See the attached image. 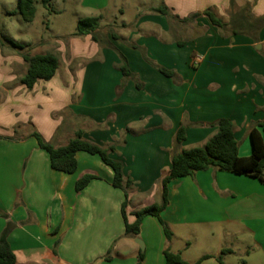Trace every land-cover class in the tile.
Here are the masks:
<instances>
[{"label":"crops","instance_id":"0c3cea01","mask_svg":"<svg viewBox=\"0 0 264 264\" xmlns=\"http://www.w3.org/2000/svg\"><path fill=\"white\" fill-rule=\"evenodd\" d=\"M234 3L264 16V0ZM230 6V0H82L80 19L103 17L97 31L102 43L88 35L52 45L57 73L32 90L20 82L11 86L17 77L0 53V135L14 138L0 142V238L11 224L8 240L16 264H138L141 253V264H166V250L187 264L205 257L202 264H220L227 249L232 253L223 256L224 264H241L252 251L264 254L260 180L215 169L175 179L161 214L172 239L154 216L144 218L138 236L129 237L122 215L125 193L113 186V170L100 157L79 152L76 172L56 171L31 136L36 131L63 147L81 130L91 143L116 144L110 157L122 162L133 182L126 209L130 224L136 212L162 202V180L174 153L206 144L217 121L234 123L239 154L249 157L250 130L264 120V28L256 38L233 35L205 16L182 22L211 9L228 24ZM164 7L178 19L155 11ZM186 25L201 32L181 39L179 30ZM59 55L70 56L64 70ZM195 56L203 58L198 68L191 63ZM122 57L140 89L135 80L122 87ZM78 60L87 62L70 68ZM182 125L187 138L176 148ZM26 128L30 131L23 133ZM86 175L99 178L78 192L76 184ZM243 238L252 245L240 247Z\"/></svg>","mask_w":264,"mask_h":264},{"label":"trees","instance_id":"16d2710c","mask_svg":"<svg viewBox=\"0 0 264 264\" xmlns=\"http://www.w3.org/2000/svg\"><path fill=\"white\" fill-rule=\"evenodd\" d=\"M53 0H41L43 6L48 7ZM38 0H18V13L26 23H32L37 14L36 3ZM231 12L230 21L226 24L221 18L217 17L211 9L202 13H194L188 18L183 19L182 22H194L200 17H207L210 22L222 29L228 30L233 35L246 34L255 35L257 38L258 33L264 28V16L255 17L251 14V7L245 6L238 9L234 0H230ZM159 14L174 17L166 7L155 10ZM103 17H86L80 19L77 24V31L74 36H92L95 42H101L98 37L97 31L100 28ZM1 34V30H0ZM184 42L180 46H184ZM9 46L18 51H23L27 46L19 44L14 40L0 36V47L5 48ZM108 46V45H107ZM23 60L27 66V71L19 80L20 84L32 90L39 81L52 80L59 68V59L54 54L45 55H30L23 54ZM145 59L154 67L164 74L166 77L173 78L174 73L167 69L156 66L154 63ZM119 70L124 76L125 85L127 80H135L138 89L141 85L138 83L137 77L130 71L127 60L122 57V64ZM217 127V132L212 136L206 144L201 147L192 148L190 150H183L179 153H174L172 157V168L170 172L162 180V202L160 204H153L146 208L141 209L135 213L136 221L130 224L127 219L126 209L129 204V189L132 187L133 182L130 178H126L124 174V167L122 162L117 161L110 157V153L116 150V144L101 147L97 144L91 143L84 139L83 131L76 132L75 137L69 141L66 146L56 147L51 142L44 140L42 135L38 132H33L31 135L38 141L39 147L46 151L51 160V166L54 170L67 174L76 172L78 162L76 155L79 152H85L90 155L98 156L102 162L109 166L114 172L113 186L121 189L125 193V201L122 204V215L125 221V234L129 237H136L140 233L142 221L147 216H154L160 220L164 226L168 240L172 239V234L169 231L166 223L163 221L161 214L168 205L169 186L175 179L193 176L197 172L215 169L220 172H225L238 176H248L260 180L264 184V120L254 124L250 130V138L252 143V153L249 157H241L239 154V142L237 141L234 133V123L229 119H221L214 123ZM188 127L182 125L177 131L175 137V147L178 148L186 141ZM14 138H4L0 135V142L3 140H13ZM99 177L93 175H86L80 179L76 184V190L80 192L92 180ZM12 225L8 224L0 238V264H16V255L11 248L8 240L11 232ZM230 249L223 250L221 256L218 258L220 264H224L223 256L231 254ZM144 254L139 256V263L141 264ZM166 264H187L177 254L171 253L170 250L165 251ZM202 258L196 264H202L206 259ZM244 264V263H243Z\"/></svg>","mask_w":264,"mask_h":264},{"label":"rangeland","instance_id":"374dc122","mask_svg":"<svg viewBox=\"0 0 264 264\" xmlns=\"http://www.w3.org/2000/svg\"><path fill=\"white\" fill-rule=\"evenodd\" d=\"M81 2L82 0H55L51 5L45 7L41 0H38L36 3L37 14L35 20L32 23H26L18 13V0H0V36L8 37L25 46L28 42H32L23 51L15 50L9 46L5 48L0 47L5 68L12 70L13 75L17 77L11 86L14 85L15 87L19 85V79L26 71V64L22 57L23 54H54L52 51L55 49H53L52 45L73 38L77 31L78 20L85 14L79 8ZM132 16V14L128 13L127 18H132ZM106 31V29L101 31V34L104 35ZM179 31L181 39L192 37L201 32L199 29L196 30L192 25L182 26ZM68 55L65 59L59 55L62 63L61 70L66 69L68 66L67 62L70 61V56ZM198 58L203 60L201 56H195L191 62L194 68H198L201 65L202 60L201 62H197ZM86 62L85 60H78L71 64L70 68L75 69L79 63L86 64ZM27 131H30V128L23 130V133ZM250 244L252 245V243H248L247 239L244 238L239 242V246L242 248H246ZM244 258L241 264L245 261H248V264L264 263V254L262 252L253 253L252 251L250 258Z\"/></svg>","mask_w":264,"mask_h":264},{"label":"water","instance_id":"95a60500","mask_svg":"<svg viewBox=\"0 0 264 264\" xmlns=\"http://www.w3.org/2000/svg\"><path fill=\"white\" fill-rule=\"evenodd\" d=\"M136 243H138L140 247L142 248V250L144 251V244L138 239L136 240Z\"/></svg>","mask_w":264,"mask_h":264},{"label":"built area","instance_id":"2783aa9c","mask_svg":"<svg viewBox=\"0 0 264 264\" xmlns=\"http://www.w3.org/2000/svg\"><path fill=\"white\" fill-rule=\"evenodd\" d=\"M197 62H201V58H198V59H197Z\"/></svg>","mask_w":264,"mask_h":264}]
</instances>
